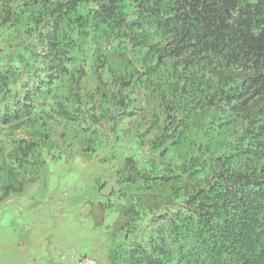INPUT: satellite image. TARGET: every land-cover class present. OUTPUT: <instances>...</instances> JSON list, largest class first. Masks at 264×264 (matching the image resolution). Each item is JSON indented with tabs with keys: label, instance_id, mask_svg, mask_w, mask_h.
<instances>
[{
	"label": "trees",
	"instance_id": "trees-1",
	"mask_svg": "<svg viewBox=\"0 0 264 264\" xmlns=\"http://www.w3.org/2000/svg\"><path fill=\"white\" fill-rule=\"evenodd\" d=\"M3 32L18 39L0 64L4 196L53 149L152 156L171 206L127 223L111 264H264V0H0ZM128 137L131 153L110 148Z\"/></svg>",
	"mask_w": 264,
	"mask_h": 264
},
{
	"label": "rangeland",
	"instance_id": "rangeland-1",
	"mask_svg": "<svg viewBox=\"0 0 264 264\" xmlns=\"http://www.w3.org/2000/svg\"><path fill=\"white\" fill-rule=\"evenodd\" d=\"M17 43L18 39L7 32L0 33V64L17 53ZM63 85L65 88L66 83ZM142 95L144 102L154 99L148 93ZM45 116L48 120L49 114ZM126 143L125 149L114 145L110 148L131 153L130 137ZM132 146L137 147L135 143ZM105 156H110L107 151L93 153L80 146L53 149L47 155L46 166L26 165L8 194L4 196L5 191L0 189V264H73L77 254L91 255L99 264H111L105 251L119 252L121 246L130 244L127 223L140 229L150 221L152 208L171 206L172 187L178 183L163 179L154 185L148 181L150 173L162 170L151 165L152 156L134 157V168L106 161ZM158 157L164 162V170L165 165H175ZM159 158L155 159L160 161ZM3 159L0 165L9 167V151ZM139 168L138 173L146 174L144 180L134 176L137 185L122 196L119 178ZM137 210L146 214L139 216ZM140 233L138 230L134 235L144 236Z\"/></svg>",
	"mask_w": 264,
	"mask_h": 264
},
{
	"label": "clouds",
	"instance_id": "clouds-1",
	"mask_svg": "<svg viewBox=\"0 0 264 264\" xmlns=\"http://www.w3.org/2000/svg\"><path fill=\"white\" fill-rule=\"evenodd\" d=\"M84 259V258H92L96 261V264H98V260L91 256V255H81V254H77L75 257H73V264H76V262L79 260V259Z\"/></svg>",
	"mask_w": 264,
	"mask_h": 264
},
{
	"label": "built area",
	"instance_id": "built-area-1",
	"mask_svg": "<svg viewBox=\"0 0 264 264\" xmlns=\"http://www.w3.org/2000/svg\"><path fill=\"white\" fill-rule=\"evenodd\" d=\"M76 264H96V261L92 258L79 259Z\"/></svg>",
	"mask_w": 264,
	"mask_h": 264
}]
</instances>
